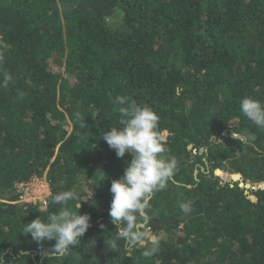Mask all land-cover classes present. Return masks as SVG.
Instances as JSON below:
<instances>
[{
    "label": "trees",
    "instance_id": "trees-1",
    "mask_svg": "<svg viewBox=\"0 0 264 264\" xmlns=\"http://www.w3.org/2000/svg\"><path fill=\"white\" fill-rule=\"evenodd\" d=\"M117 95L157 113L178 161L151 200L147 228L165 235L148 258L112 249L110 186L132 158L102 138ZM245 96L264 103V0H0V264H264V130ZM34 177L44 209L19 200ZM60 191L90 215L65 257L24 231Z\"/></svg>",
    "mask_w": 264,
    "mask_h": 264
},
{
    "label": "clouds",
    "instance_id": "clouds-1",
    "mask_svg": "<svg viewBox=\"0 0 264 264\" xmlns=\"http://www.w3.org/2000/svg\"><path fill=\"white\" fill-rule=\"evenodd\" d=\"M12 79L10 74L4 75L3 84L6 86ZM114 105L120 116L118 126L102 133V138L115 150L117 157L122 158L125 153H129L132 158L127 162L123 176L112 180L110 186V223L117 226L116 235L112 238V249H117L116 241L120 240L124 241L129 252L138 245L143 247V256L148 258L159 251L162 235L154 233L151 228L143 230L154 217L150 215L151 200L156 192L173 180L178 161L175 157L162 155L166 151L165 137L157 130L159 116L152 108L139 105L130 97L122 95L115 97ZM240 111L264 130V103L245 96L240 102ZM77 120H82L79 114ZM37 178L46 183L49 195V184L39 177L33 179ZM73 199V191H60L52 197L53 202L60 205L58 211L48 215L46 221L39 217L25 224L24 231L31 234L33 241L42 243L55 240L52 252L59 257L69 255L71 248L77 245L90 226L89 214H80L68 206ZM34 204L39 209L46 207L40 202ZM75 208L79 210V202ZM179 208L184 214L191 213V201L180 202ZM100 227L104 228L105 225L101 224Z\"/></svg>",
    "mask_w": 264,
    "mask_h": 264
},
{
    "label": "built area",
    "instance_id": "built-area-1",
    "mask_svg": "<svg viewBox=\"0 0 264 264\" xmlns=\"http://www.w3.org/2000/svg\"><path fill=\"white\" fill-rule=\"evenodd\" d=\"M39 189L41 190L40 193ZM17 190L19 191V200L33 204L40 202V204H43L44 206L47 205V195L49 191L46 183H44L41 179L37 178L32 179L29 182H21L18 184Z\"/></svg>",
    "mask_w": 264,
    "mask_h": 264
},
{
    "label": "water",
    "instance_id": "water-1",
    "mask_svg": "<svg viewBox=\"0 0 264 264\" xmlns=\"http://www.w3.org/2000/svg\"><path fill=\"white\" fill-rule=\"evenodd\" d=\"M242 139H244V138L242 137ZM240 185H242V184L240 183ZM161 234H162V235H165V232H164L162 229H161L160 232H159V235H161ZM47 254H48V253H47Z\"/></svg>",
    "mask_w": 264,
    "mask_h": 264
},
{
    "label": "rangeland",
    "instance_id": "rangeland-1",
    "mask_svg": "<svg viewBox=\"0 0 264 264\" xmlns=\"http://www.w3.org/2000/svg\"><path fill=\"white\" fill-rule=\"evenodd\" d=\"M163 135H164V137H165V134H163ZM33 188H35V187H33ZM40 189H42V188H40ZM40 189H39V193L41 192V190H40ZM42 190H43V189H42ZM147 229H149V228H146V230H147Z\"/></svg>",
    "mask_w": 264,
    "mask_h": 264
}]
</instances>
